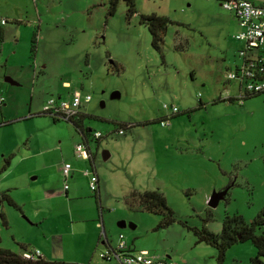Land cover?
<instances>
[{
    "label": "rangeland",
    "instance_id": "1",
    "mask_svg": "<svg viewBox=\"0 0 264 264\" xmlns=\"http://www.w3.org/2000/svg\"><path fill=\"white\" fill-rule=\"evenodd\" d=\"M133 1L128 16L122 1L109 14L108 0H0V191L18 206L0 203V248L118 264L99 254L121 234L169 264H215V248L186 226L218 233L225 216L249 222L264 209V91L235 99L239 80L227 75L241 67L244 43L234 15L217 0ZM152 13L168 19L159 51L140 19ZM73 91L90 96L79 108L84 136L41 111ZM84 137L91 160L74 155ZM86 169L98 176L97 196ZM144 190L163 195L174 222L157 227L159 214L125 205ZM254 254L249 240L236 242L222 264Z\"/></svg>",
    "mask_w": 264,
    "mask_h": 264
},
{
    "label": "built area",
    "instance_id": "2",
    "mask_svg": "<svg viewBox=\"0 0 264 264\" xmlns=\"http://www.w3.org/2000/svg\"><path fill=\"white\" fill-rule=\"evenodd\" d=\"M222 8L231 12L238 25L239 31L234 38L244 43V49L239 50V55L243 61L238 71L229 73L227 77L239 80L246 92H260L264 90V0H224L220 3ZM5 20L0 19V24ZM90 100L88 94L81 95L78 91H73L68 99L62 97L49 98L42 106L44 113L57 118H71L79 112L81 103H87ZM0 97V103H2ZM168 110L169 107L163 105ZM171 113L177 112V108L170 106ZM166 122V118L160 120V124ZM121 133V130H117ZM98 131L92 132L93 138H99ZM74 155L83 160H91L90 151L87 143H77L74 146ZM71 166L64 163L61 167V173L64 180V189L67 188L66 178L70 175ZM83 174L88 178V187L92 192L97 191V175L92 170H83ZM26 258L41 256L38 250H29L22 253ZM99 256L105 260L115 258L118 264H168L153 255H149L146 249L129 251L121 234L118 235V242L115 248H108Z\"/></svg>",
    "mask_w": 264,
    "mask_h": 264
},
{
    "label": "trees",
    "instance_id": "3",
    "mask_svg": "<svg viewBox=\"0 0 264 264\" xmlns=\"http://www.w3.org/2000/svg\"><path fill=\"white\" fill-rule=\"evenodd\" d=\"M119 1H122L124 3L126 8V14L128 16H131L136 13L133 0H108L109 14H113V12L115 11V7ZM217 1L221 3L224 0ZM140 19L149 33L151 47L156 51H159L162 36L165 30V26L168 23V19L165 16L155 15L153 13L149 15H140ZM111 64L114 66L113 63ZM238 70L239 69H237L236 66L235 71ZM238 92L239 94L235 98L238 101H240V99H244L248 96L256 95L259 93L246 92L240 83ZM42 113L44 112L42 111ZM51 117L52 120H56L57 118L55 116ZM82 117L83 114L78 112L75 116L67 118L66 120L70 121L72 125L84 136V132L79 123ZM94 139L97 140L98 138ZM7 164L8 160L6 159L4 160V165L1 167V169H4ZM96 193V191L93 192V194H95L94 196H97ZM2 202L7 203L8 205L14 208H18V206L12 201V199L8 196L5 191H0V203ZM124 203L130 209L143 210L159 214L161 218L157 227H166L175 220L173 218L171 210L166 205L163 195L156 190H144L141 192L131 191L124 197ZM0 220L1 223L5 225L6 222L2 213H0ZM186 227L188 229H191L192 233L196 238V242H203L215 248V264H222L225 250L230 245L245 240H249L254 246L255 254L249 259L247 263L244 264H264V209L261 210L249 222H245L243 218L238 214L225 216L223 219L222 227L218 233L211 232L205 227ZM256 228L260 229L258 234L254 233V230ZM23 252H25V250H23L21 253H16L8 249L0 248V264H81L77 262L47 260L44 259L42 256L26 258L22 255Z\"/></svg>",
    "mask_w": 264,
    "mask_h": 264
},
{
    "label": "water",
    "instance_id": "4",
    "mask_svg": "<svg viewBox=\"0 0 264 264\" xmlns=\"http://www.w3.org/2000/svg\"><path fill=\"white\" fill-rule=\"evenodd\" d=\"M4 80H5V82H9V83L14 84V82H12V80H10L8 77H5ZM118 97H119V94H118L117 92H113V93L110 95V98H113V99L118 98ZM107 157H108V154L104 152L103 155H102V159L104 160V159H106ZM224 194H225V190H223V191H221V192H216V193L213 192L212 195L210 196V198H209L208 201H207L208 205L213 206V207L216 206L217 202H218L221 198H223ZM117 226L120 227V228H122V227L125 226V223H124L123 221H122V222H119V223L117 224ZM131 226H132V225H131ZM132 227H134V226H132Z\"/></svg>",
    "mask_w": 264,
    "mask_h": 264
},
{
    "label": "crops",
    "instance_id": "5",
    "mask_svg": "<svg viewBox=\"0 0 264 264\" xmlns=\"http://www.w3.org/2000/svg\"><path fill=\"white\" fill-rule=\"evenodd\" d=\"M10 79V78H9ZM10 80H12V79H10ZM12 82H14L13 80H12ZM14 84H15V82H14ZM62 86L63 87H67L68 86V82H63L62 83ZM56 97H62L60 94H58ZM3 102V101H2ZM84 139H85V142L87 141L86 140V137H84ZM87 143V142H86ZM89 149V148H88ZM91 153V152H90ZM73 176V174H72V170L70 171V175L68 176L69 178H71ZM98 177V176H97ZM67 180V179H66ZM64 181V180H63ZM69 180H67V182H68ZM66 182V181H65ZM97 185H98V187H97V191L96 192H98V190H99V180L97 181ZM68 189H69V186L67 187ZM67 189V190H68ZM66 192V191H65ZM64 192V193H65ZM101 243H106V241L105 240H103ZM127 244V243H126ZM127 246V250H129V251H133V250H139V249H146V248H142V247H136L135 245H134V243H132L130 246H128V244L126 245ZM109 248H111V247H109ZM42 256V255H41ZM167 258H168V256H167ZM168 263V262H167ZM169 264V263H168Z\"/></svg>",
    "mask_w": 264,
    "mask_h": 264
}]
</instances>
